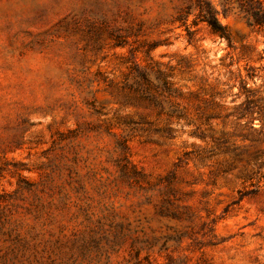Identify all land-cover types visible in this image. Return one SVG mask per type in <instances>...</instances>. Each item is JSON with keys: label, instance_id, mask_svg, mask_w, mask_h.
Masks as SVG:
<instances>
[{"label": "rangeland", "instance_id": "1", "mask_svg": "<svg viewBox=\"0 0 264 264\" xmlns=\"http://www.w3.org/2000/svg\"><path fill=\"white\" fill-rule=\"evenodd\" d=\"M209 1L229 40L200 22L189 42L186 0H0V264H264V32ZM149 45L218 117L130 139L135 182L88 127L152 118L109 83Z\"/></svg>", "mask_w": 264, "mask_h": 264}, {"label": "trees", "instance_id": "2", "mask_svg": "<svg viewBox=\"0 0 264 264\" xmlns=\"http://www.w3.org/2000/svg\"><path fill=\"white\" fill-rule=\"evenodd\" d=\"M224 14L235 12L241 14L247 23L264 32V6L260 0H224L221 3ZM190 14L194 15L191 23H188ZM178 22L187 34V40L193 39L195 29L192 26L200 22L206 24L208 29L219 37L229 40V33L224 24L217 17V10L209 0H186L172 18ZM116 44H120L119 42ZM153 45L145 49L144 63L131 60L125 70L121 72V78L117 82L109 83L129 96V104L142 105L152 111V118L143 116L134 117L128 113L114 112L110 117L97 109H93L97 122L93 126L89 123H77V127L85 126L90 130L105 132L113 136L115 151L118 159V167L122 175L135 182L146 180L147 175L130 163L128 158L127 143L132 138L142 140H173L179 133L187 132L193 136L206 138L197 133L202 130L205 122L218 117L215 110L216 101L212 94L204 91L183 90L174 81L176 66L163 63L149 56V50ZM244 91H249L245 85ZM185 127L189 128L186 130ZM184 162L181 157L177 163ZM177 165V164H176ZM169 174L167 183L172 180Z\"/></svg>", "mask_w": 264, "mask_h": 264}]
</instances>
